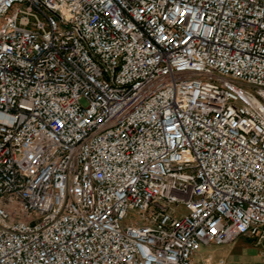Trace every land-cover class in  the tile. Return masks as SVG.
<instances>
[{
  "label": "built area",
  "instance_id": "1",
  "mask_svg": "<svg viewBox=\"0 0 264 264\" xmlns=\"http://www.w3.org/2000/svg\"><path fill=\"white\" fill-rule=\"evenodd\" d=\"M242 236L264 0H0V264H196Z\"/></svg>",
  "mask_w": 264,
  "mask_h": 264
},
{
  "label": "rangeland",
  "instance_id": "2",
  "mask_svg": "<svg viewBox=\"0 0 264 264\" xmlns=\"http://www.w3.org/2000/svg\"><path fill=\"white\" fill-rule=\"evenodd\" d=\"M133 218L134 215L130 212L125 220L130 221ZM263 244L264 240L261 243H256L255 239L242 236L221 245H205L196 254L195 262L196 264H202L204 258L209 257L214 264L220 258L224 259V264H262L260 249ZM242 248L245 250L239 256Z\"/></svg>",
  "mask_w": 264,
  "mask_h": 264
},
{
  "label": "crops",
  "instance_id": "3",
  "mask_svg": "<svg viewBox=\"0 0 264 264\" xmlns=\"http://www.w3.org/2000/svg\"><path fill=\"white\" fill-rule=\"evenodd\" d=\"M244 250H245V249H243V248L241 249V252H240L239 256H240L241 254H243Z\"/></svg>",
  "mask_w": 264,
  "mask_h": 264
}]
</instances>
